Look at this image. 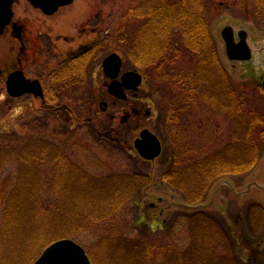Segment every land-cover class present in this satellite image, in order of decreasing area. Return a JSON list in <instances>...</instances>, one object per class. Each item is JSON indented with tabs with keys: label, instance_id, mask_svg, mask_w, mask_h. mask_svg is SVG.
I'll return each mask as SVG.
<instances>
[{
	"label": "trees",
	"instance_id": "16d2710c",
	"mask_svg": "<svg viewBox=\"0 0 264 264\" xmlns=\"http://www.w3.org/2000/svg\"><path fill=\"white\" fill-rule=\"evenodd\" d=\"M248 2L264 27V0ZM215 9L214 0H141L124 15L135 28H121L125 54L143 74L145 99L162 113L173 150L162 180L189 203L202 201L220 178L252 172L264 146V90L256 81L236 83L227 71L211 27ZM98 50L99 44L93 53ZM91 54L77 65L81 82ZM10 137L17 145H0V172L12 156L19 170L0 214V264H31L49 242L78 241L98 225L108 233L89 248L78 241L93 264H239L230 236L204 211L165 229L156 225L152 236L124 235L121 210L150 184L149 176L115 168L94 175L63 150L68 144ZM44 163L56 169L50 199L42 190ZM249 221L255 232L264 227L262 205L250 207ZM39 236L45 241L37 242Z\"/></svg>",
	"mask_w": 264,
	"mask_h": 264
},
{
	"label": "rangeland",
	"instance_id": "374dc122",
	"mask_svg": "<svg viewBox=\"0 0 264 264\" xmlns=\"http://www.w3.org/2000/svg\"><path fill=\"white\" fill-rule=\"evenodd\" d=\"M140 1L75 0L73 4L61 8L51 17H44L42 12L34 9L27 0L17 1L14 7L15 17L26 28L23 40L29 37L32 44L41 47L42 42L45 45L46 30V33H49L54 40L57 35L76 37L74 42L56 41L59 47L57 50L51 48L53 52L49 53L54 56L48 58L47 61L44 49L43 54L36 56L35 62L28 64L25 69L27 77H41L45 81V77L52 75L63 62L65 57L61 51L68 52L74 49L81 39L80 35H82L83 45L87 40H93L100 45L96 56L90 58L85 64L91 73L90 81L78 88L77 91L80 92L78 98H66L63 102L77 111L75 120H71L66 113L58 117L54 114L45 117V106L40 100L34 99L31 95H24L17 99L11 97L6 89V78L0 77L1 146L13 143L16 147L17 143L14 142L15 139H11L10 135L25 140L41 136L51 144L59 146L68 144L69 147L63 150L74 156L76 161L94 175L108 174L107 168L149 175V186L141 189L136 198L120 213L121 232L130 237L139 233L152 236L156 225L158 230L165 229L176 222L179 217L190 213L180 207V204L184 203L182 194L162 180V173L168 166L173 150L168 134L163 128L162 113L153 110L150 102L145 99L149 95L148 88L143 85L136 96L130 95L129 99L123 102L112 99L105 89L106 78L101 61L106 55L117 52L124 60V72L139 71L125 54L127 40L123 41V29L121 28L126 27L128 33L135 28L134 25L127 27L124 15L129 8ZM248 1L214 0L216 9L211 22L219 56L233 80L238 84L257 80L261 82L264 76V27L255 22ZM227 24L232 25L235 31L240 29L248 31L249 42L255 51L252 62L228 60L220 34ZM25 43L29 46L28 42ZM18 47L19 43L11 34L10 29L0 35V69H4L5 66L15 61ZM91 62L95 63L93 67L90 66ZM75 89L77 88H71V90ZM104 102L108 105L105 110L101 107ZM126 115H129V118L123 121ZM219 123L223 132L227 133V124L222 120ZM143 129H149L162 141L163 153L154 161L141 158L134 149V142L140 137ZM73 146L77 149H73ZM81 147L87 148L81 149ZM260 159L259 165L264 161V146ZM18 161L17 156H12L0 172V214L16 182L19 170ZM40 169L43 174V194L45 198L50 199L56 169L50 163H44ZM254 175V172H250L243 176L230 178V181L236 187L242 188L254 179ZM215 186L216 184L211 192ZM209 197L210 195L204 203L208 202ZM259 202L261 201L254 196L242 200L233 196L228 188L224 187L216 197L214 204L206 208L204 212L228 233L233 249L237 250L239 264H264V227L259 232L253 231L248 215L249 208ZM106 233H108V228L105 225L93 226L83 231L78 241L89 248V245L97 242ZM182 236L187 238L186 233ZM45 239V236H39L36 241H45ZM57 239L49 242L48 245Z\"/></svg>",
	"mask_w": 264,
	"mask_h": 264
},
{
	"label": "water",
	"instance_id": "95a60500",
	"mask_svg": "<svg viewBox=\"0 0 264 264\" xmlns=\"http://www.w3.org/2000/svg\"><path fill=\"white\" fill-rule=\"evenodd\" d=\"M35 8H40L45 14L51 15L61 7L70 5L74 0H28ZM14 0H0V35L4 33L13 18L12 5ZM221 38L225 44V53L231 62H251L254 60L255 51L249 42V33L245 29L235 31L232 25H225L221 32ZM238 37V41L237 38ZM103 68L107 77L111 79L109 93L118 100L128 99L129 92H137L143 83L142 75L137 71H127L121 75L123 60L117 53L108 55ZM7 91L13 97H21L24 94L35 93L43 97V88L39 81H31L25 78L21 71L9 75L7 79ZM264 89V77L262 79ZM106 103L101 107L105 110ZM129 115L123 118L126 121ZM135 149L139 155L148 161L157 159L162 154V143L159 137L149 129H143L140 137L135 141ZM227 187L231 194L244 200L249 196L257 197L264 204V161L256 170V176L244 187H236L228 178H223L216 183L215 188L209 194L206 203L188 204L182 203L180 207L186 210H205L212 206L220 191ZM161 200V199H160ZM33 264H92L87 251L79 243L69 238L59 239L47 246Z\"/></svg>",
	"mask_w": 264,
	"mask_h": 264
},
{
	"label": "flooded vegetation",
	"instance_id": "af4514ba",
	"mask_svg": "<svg viewBox=\"0 0 264 264\" xmlns=\"http://www.w3.org/2000/svg\"><path fill=\"white\" fill-rule=\"evenodd\" d=\"M18 0H15V5L17 4ZM13 7V9H14ZM38 10V9H36ZM40 11V10H39ZM44 17H51L53 15H45V13L42 12ZM56 14V13H55ZM14 9V17L11 22V24L6 28L5 33L8 31V29L11 30V34L13 37L18 41L19 47H18V53L16 56L15 61L12 64H8L5 66L4 69H0V77L4 76L7 80L9 74L15 72V71H21L26 76V68L28 64L33 63L36 61V56L38 54H43L45 49V60L47 61L48 58L53 57V54H50L49 52H53L52 50H57L59 45L56 43V41L64 40L65 42H74L76 40V37L74 36H63V35H57L56 40H54L49 33L45 32L46 38H45V45L44 42H42L41 47H39L37 44H32V40L29 39V37L26 38V40H23V36L25 35L26 28L24 25L20 22L19 19H17ZM50 31V29L48 28ZM80 40L78 42V45L68 51L63 52V56L65 57L63 59V62L59 65V68L49 77H45V81L41 77H34L29 78L31 80H39L41 83V86L43 88L44 97L43 98H37L35 95L30 94L34 99L40 100V102L45 106V117H48L52 114L54 116H59L62 114H68L71 120H75L77 111L72 109L71 106H68L67 104H64L63 102L66 100V98H78L80 92L79 90L82 85L87 84L90 81L91 73L85 69L86 77L84 76V82H81L80 78V70H77V65L80 64V59H86L87 55L91 54V57H95L98 51H94L93 49L97 46V42L93 40H87L85 44L81 42L82 35H80ZM93 41V42H92ZM25 42L29 43V46L26 45ZM52 48V50H51ZM107 56V55H106ZM105 57H103L101 61V67L104 73V76L106 78L105 83V89L107 90V94L112 97V99H115L110 93H109V84L111 83V79L106 76L104 68H103V62L105 60ZM94 62H91L90 66H94ZM90 70V69H89ZM46 73V71H45ZM258 81V80H257ZM259 82V81H258ZM71 88H77L75 90H71ZM128 100V99H127ZM125 100V101H127ZM119 101V100H118ZM123 102V101H122ZM105 103V102H104ZM107 105V103H106ZM74 107V106H73ZM108 105L106 106L107 109ZM76 109V108H75ZM74 114V115H73ZM141 174V173H140ZM147 176H149L147 174Z\"/></svg>",
	"mask_w": 264,
	"mask_h": 264
}]
</instances>
